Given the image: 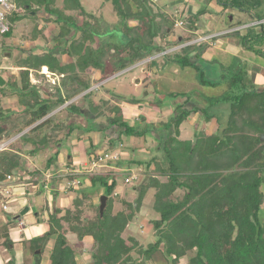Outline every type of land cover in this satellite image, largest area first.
<instances>
[{
  "label": "trees",
  "instance_id": "trees-1",
  "mask_svg": "<svg viewBox=\"0 0 264 264\" xmlns=\"http://www.w3.org/2000/svg\"><path fill=\"white\" fill-rule=\"evenodd\" d=\"M105 1L115 7L119 21L113 28L114 32L111 33L110 29L107 33L101 34L100 29L92 31L86 19H83L84 21L78 26L72 17H65L61 10L50 9L55 0H37L46 13L55 16V22L60 24L59 32L53 39L56 43L51 51L40 55L30 54L23 59L22 65L17 66L26 69L20 71V86L11 82V94L19 96L24 123L22 126H13L6 131V134L8 132L19 134L27 130L19 141L29 144L30 149L20 152L9 148L0 153V185L4 184L7 176L13 174L19 167L20 156L34 157L45 148L53 147L56 152L47 159L46 169L53 164L56 165V158L66 142V137L74 133L75 125L70 123L65 127L64 122L53 113L78 95L89 104L92 118L85 117L82 110L72 103L65 108L69 115H82L88 124L91 121L92 126L87 124L86 128L82 127L84 134L105 133L112 127L119 130L115 137L106 136L109 138V150L113 149L115 144L125 149L127 141L123 140V136L154 139L156 145L153 149L136 150L142 153L148 152L149 159L144 161L146 179L144 183H140L136 177L135 181L131 182V186L139 194L134 202L127 205L129 213L121 211L113 214L112 203L107 200L103 216L100 217L99 206H96L95 218L87 220L81 217L80 207L83 199L93 194L98 187L105 189L108 199L113 197L118 186L115 179L117 175L115 176L112 171L105 174L92 171H86L81 175L71 173L68 178L78 177L82 181L84 178L88 179L90 188L86 191L80 190L82 196L73 200L74 210L66 209L64 216H60V209L52 210L48 207L49 230L41 237L21 240L20 242L24 244L23 248L28 249L30 256H33L34 264H39L49 239L55 236L49 252V264H77V254L66 239L69 231L79 242L86 237L92 239L88 250L92 264H148L157 253H160L168 264H264L262 207L264 205V143L260 140V136L264 134V87L254 82L257 71L249 73L250 68L242 63L234 70L233 64L218 63L222 71L227 69L229 72L223 74L220 81H209L204 73L207 66L210 67L216 60L203 59V54L209 48L207 41L215 42L221 38L220 36L232 37L241 50L264 58V53L251 48V43L259 37L264 39V9H262L264 0H215L225 9L235 8L258 20L257 24L263 32L262 35L255 34V31L248 26L238 28L241 25L239 23L229 26L227 33L187 44L198 38L194 33L198 30V17L206 10L188 17L181 13L179 21L184 29L189 31V36L180 35L172 43L166 44L172 45L171 48L185 44L172 55L165 54L167 48L157 44L156 40L158 38L160 41L166 40L169 35L167 30L173 27L174 21L167 13L161 10L155 11L150 7L154 0ZM62 4L66 11L79 12L82 17L87 15L78 0H62ZM30 11L36 14L33 9ZM130 21H136V25L130 26ZM202 35L209 36L210 33L205 32ZM103 37L111 40H104ZM95 38H99L100 43L93 47ZM65 46H69L70 50L65 49ZM60 51H66L74 61L70 64L61 63L58 58ZM160 53H163L162 71L170 64L180 70L196 69L200 74V85L214 88L223 86L224 92L217 97L200 95L202 100H194L193 95L189 96L185 92L159 93L155 83L154 85L152 83L153 91L151 93L145 90L144 99L138 100L134 97L128 100L137 108L144 105L158 109L167 107L170 112L169 118L156 123L150 122L144 115H139L134 123H129L123 118L121 109L117 105L110 106L109 101L105 99L99 105L94 102L92 96L96 91L90 90L93 82L100 83L111 75L144 60L152 59L149 63L156 66L153 57ZM110 60L111 68L108 66ZM31 69L40 73L45 69L44 73L49 72V77H59V82H54L52 86L54 88L52 93H43L35 81H30ZM87 72L90 73L89 77L83 79L80 74ZM34 75L46 77L36 71ZM92 75L94 80L91 81ZM148 93L153 94L152 100L146 99ZM163 96L173 100L172 104L166 103L164 98L160 100ZM114 97H111V100ZM200 101H203L202 106L198 103ZM189 104L194 106L186 109ZM104 108L106 112H102ZM116 110L120 113H115ZM195 114L199 115L201 122L206 126L215 120L216 131L209 134L193 129L190 139H180V127ZM9 116L3 115L0 107V121L7 120ZM101 117H108L109 126L96 123L97 118ZM65 128V138L55 141V137H58ZM78 130L81 131V128L78 127ZM88 143L87 152L92 160L94 162H98L100 158L104 160L105 153L100 157L96 154V145L92 139H88ZM136 151L131 152L130 155H134ZM106 153L109 154L108 151ZM122 153L123 151L120 153V158L110 159L107 164L118 172L124 164L143 165L142 161L136 158L124 161ZM135 156L137 157L136 153ZM66 165L72 169L71 162L67 161ZM27 171V174L32 175L26 179V183L32 188L37 187L38 192L41 189L46 190L45 180L40 171L37 169ZM34 176L38 178L35 179ZM53 178L54 180L49 182L50 186L60 177ZM162 178L165 179L161 180ZM126 179L129 178L124 176V180ZM148 191L152 192L154 198L152 204L154 215H151L148 221L154 240L144 246L136 239L141 235H130L124 239L122 234L135 213L140 210ZM25 194H29L28 190ZM1 198L5 199L0 194ZM3 204H6V201L1 204L0 216H5L7 221L0 224V231L2 230L0 238L3 240L1 245L12 256L13 247L19 240L10 239L11 232L8 226L12 222V216L3 211ZM26 207L29 209L28 205ZM18 218L19 216L16 217ZM63 224H67L68 231L63 228ZM37 250H40V256L35 254ZM132 253L137 255L136 259L131 257ZM183 258H186V263H181Z\"/></svg>",
  "mask_w": 264,
  "mask_h": 264
},
{
  "label": "rangeland",
  "instance_id": "rangeland-1",
  "mask_svg": "<svg viewBox=\"0 0 264 264\" xmlns=\"http://www.w3.org/2000/svg\"><path fill=\"white\" fill-rule=\"evenodd\" d=\"M78 1L81 4V7L85 10V12L87 14L86 17H82L79 12H70V11L64 10L62 0H55V3L50 7V9L61 10L62 13L65 15V17H67V16L72 17L75 20L76 25H78V26L81 25L82 21H84L83 19H86L89 22L92 31H94V29H96V30L100 29L101 34L102 33L105 34L111 29V33L114 32L113 28L118 23L119 17L117 15V11H116L115 7L110 2H106L105 0H78ZM10 2L13 3L16 7H19L20 10L22 11V14L21 13L14 14L16 16L13 15L10 17V21L13 25V29L8 36L6 35V36L0 37V76L5 80V85L0 87V107L2 109L3 115H7V116L10 115L7 120L0 121V128L3 129V132L0 134V140L1 139L6 140L9 137L15 136L16 132H8V134H6V131H9L15 125L22 126L24 123V121L22 119L23 118V116H22L23 107L19 105V99H18L19 96L17 94H11V92H12L11 91L12 90L11 89V82H15L19 86L21 85V80H20L21 79V77H20L21 76L20 75L21 70H17V67H15V66L23 64V62H24L23 59L25 58L23 54L30 51V49L34 45L33 44V45L29 46L26 43H30L31 40H34L36 37L37 40L34 42H36L35 45H37V46L35 47V49L32 48L34 50V51H32L33 52L32 54L38 55L39 54L38 52L40 50V48H39L40 45L43 48V47L47 46V42L51 43L52 46L56 43V42L54 43L51 40L53 39V37H55L53 35L58 34L59 26H60L59 23H57V25L54 23V28H55L54 30H46V28H45V30L39 31L40 29L43 28V21L45 23L48 22V21L46 22V20L39 18V15H44L43 18L44 19L46 18V14L44 12L45 10H44L43 6H40L38 4L37 0H10ZM211 2H213V3H211ZM202 3L203 2L198 1L197 6L203 5L206 8L207 12L210 13V14L207 13L208 16L204 17L206 20L205 22L209 21L211 26H212L208 31L209 33H213L215 30H218V31H223V32H221V34H224L226 32L225 30H227V28L231 25H236L239 23L245 24V23L250 22V21L252 22V20H253L252 18L249 17L248 14H246L242 11H239L238 9H235V8L227 7L226 11L223 12V9H225V8L218 5L215 0H205L204 4H202ZM168 4H169V1H167V0H154V2H152V6H150V7H152V9L155 11L161 10L164 13H167V15L170 18L172 17V19L174 21L173 27L171 29L169 28L167 30L169 35L166 37V40L160 41L159 38L156 40L157 44H159L162 47L167 48L165 54L172 55L173 53L178 52L179 48L185 46V44L175 46L173 48H171L172 45L167 46L166 44L172 43V41L178 39L180 35L183 37L189 36V33L186 32V30L184 29V26L179 21V15L181 13H183L184 16H186L189 13L187 10V6H185L184 8L182 7L181 9L178 7H174L171 10L170 9L171 4H170V6ZM29 7H30V9H33L34 11L37 12L36 16L32 14L33 12L30 11ZM179 7H181V5ZM214 7H220V8H219V10L216 11L215 10L216 8H214ZM175 8L177 10H175ZM262 9H264V6ZM192 14L193 13H191L190 16H193ZM49 19L54 22L55 16H53V18H49ZM231 19H233L232 22L230 21ZM251 22L248 24L249 25L248 27H251V29L255 31L254 32L255 34L262 35L263 32L261 31V28L257 27L254 29L251 25ZM129 25L130 26L136 25V21L135 22L130 21ZM47 26H48V24L45 25V27H47ZM170 26H171V24L168 25V27H170ZM214 26L215 27L217 26V28H214ZM164 27H166V26H164ZM65 28H67V27L65 26ZM198 35H200V33H198ZM208 37H210V35L204 36L201 34V36L198 37L196 40L191 41L187 44L197 43V42L203 41L204 39H207ZM220 37L221 38L219 40H222L224 42V44H222V43L221 44L220 43L213 44V42L211 41L212 46L210 47V45H211L210 44L209 48H207L205 53L203 54V56L207 59H211L213 57V59L216 60V62L212 63L210 65V67L207 66V69L204 73V76L207 80L212 81V82L220 81L219 79L221 78V76L223 74H225L226 72H229V70H227V69H224L222 71V69L218 65V63H221V62L224 64H233L234 65V67L232 68L233 70L235 68L238 69L239 68L238 65L241 63L246 64L248 66V68H250V72L251 71H257V72H261L264 74V58L263 57H261V56L257 57V56H255L256 54L254 55L251 52H247V51L242 50V54L239 55V58H238V57H236L235 54L232 53L233 51L231 50V47L235 48V46L238 45V43H235L236 40H234L232 37H222V36H220ZM103 39L108 40L109 38L103 37ZM109 40H111V38ZM207 42L209 43V41H207ZM99 43H100V39L95 38V42L92 44V46L96 47L99 45ZM226 43H228V45L230 47H227L225 45ZM25 44H26V46H25ZM220 45H221V48L219 50ZM28 47H30V48H28ZM66 48L68 51L70 50L69 46L68 47L65 46V49ZM169 48H171V49H169ZM251 48H254L255 51L258 50V51H261V53H264V39L262 37L261 38L259 37L258 40L251 43ZM162 56H163V53H160V54H157L156 56L153 57L154 59L157 60V65L153 66V68H152V70L155 72H152V70L146 71L149 68L147 66L148 64H146L150 60L149 59V60H144L142 62H139L133 66H130L127 69L123 70L122 72L111 75L110 78H107V79L101 81L100 83L93 82L90 90H95L96 94L92 97V99L98 105L104 99L109 101L110 106L117 105L119 107V109H121L120 112H121L123 118H125V120L129 121V123H134L136 120V116L138 117L139 115H141L139 113V111L144 110V106L141 108H137L136 106L131 104L128 99H131L134 97L137 98L138 100L144 99L146 97L145 90H147L148 92L150 91L152 93L153 88H154L153 87L154 83L158 84L157 87H158L159 93H163V91L166 92L167 89L169 88L171 90L173 89V91H175L177 94L178 93L181 94V93L185 92L189 96L193 95L194 100L195 99L196 100H202L200 95L217 97V96H220L224 92L223 90L225 88L223 86H219V87L214 88V87H210L208 85L207 86L200 85V83H199L200 74L198 73V70H196V69L186 68V69L180 70L177 66L170 64L169 67H167L166 69L161 71V68L164 64ZM235 57L238 59H236ZM68 59L70 62L74 61V59L71 57ZM242 59H244L246 62ZM108 66H109V68L112 67L111 60L109 61ZM142 66H144V67H142ZM12 67H15V69L12 70L11 69ZM174 69H176L175 73L173 72ZM147 72L148 73L150 72V73L148 74ZM41 74H44V70H42ZM86 74L87 73L80 74V75L82 76L83 79H87L89 76H88V74L87 75ZM256 75H254L255 78H256ZM157 78H158V81L156 80ZM52 80L53 79L46 78L45 76H35L34 73L30 77V81L31 82L35 81L39 85V87L43 93H52L54 91V88L52 87L53 86ZM90 80L91 81L94 80V79H92V76H91ZM254 82H255V80H254ZM152 83H153V85H152ZM141 84H144V85L141 86ZM143 86L145 88H143ZM107 92L110 93V95L107 94ZM111 93H113L115 95V97L112 100H111ZM2 94H11V95L1 96ZM163 98L165 99L166 103L172 104L173 100L165 98V96L160 97V100L161 99L163 100ZM146 99L148 101L152 100L153 94L148 93V97ZM177 100H179V99H177ZM71 103L74 105H77V107H79L80 109H83V113L85 114V117L92 118V116L89 113V104H87L85 100L81 99V95H78L76 98L69 101L67 103V105H69ZM122 103H124L123 108H121ZM198 103L202 106L203 101H200ZM192 106H194V104H189L186 106V109H191ZM163 109L165 111H166V109L168 110L167 107H164ZM56 111H59V109ZM103 111L106 112V108H104V110H102V112ZM146 111H147V114L149 116L155 117L154 116L155 111H153L152 115L150 114V113H152L151 110L146 109ZM117 112H119V110L115 111V113H117ZM132 112L135 115L129 114ZM168 112H169V110H168ZM110 114H111V112H110ZM167 114L170 115V112ZM167 119L168 118H165L164 120L166 121ZM199 120H200V117L197 114L189 117L186 124L182 125L180 127V139H183V140L190 139L192 137V132H193V129L190 128V126L198 123ZM61 121L64 122L65 127H67V125L70 123L75 125L74 133L71 136H69L68 138L66 137V143L68 144V146H70L69 149H66L65 147H63L61 149L59 155H58V156H60V157H58V161H59L58 166L61 167L62 165H64V168L62 170H64L63 175H66V179L63 176H60V177L63 179V181H67L70 174L73 173L71 171L69 172V169L66 165L67 161L72 162V159H73V158L71 159L69 157L68 158L69 160H67L68 153H70L69 155H71V153H72L73 156H76V154L73 153L74 149L71 146L78 144L77 142H79L81 140L92 139V141L95 143L96 148L98 150L96 154L103 156V154L105 152H107L106 150L110 149V147L108 145L109 144V138H107L106 136L115 137L119 130L117 128L114 129V131H117V133H115V134L111 133V128L108 131H106L105 133L91 132V133L84 134L83 128H86V127H83L85 125V121H86L85 118L82 117V115H76V114L69 115L68 112L63 113ZM96 121L99 123H102L103 125L109 126L108 117L97 118ZM201 121L202 120H200V123L196 125L197 131L201 130V131H204V133H209V134L214 133L216 131L217 123L215 120H213L212 123H210L208 126H206V128H201V126L203 124V122H201ZM81 125H83V126H81ZM77 126L81 128V131L78 130ZM88 126H92L91 121H89ZM65 135H66V128H65V130L60 132L58 134V137L56 136L55 137L56 139H54V140L58 142L60 139L65 138ZM123 140H126L128 142L126 144V146L128 148L126 147L124 149L123 147H120L118 144H115L114 148L111 149V151H108V153L111 156L112 155L119 156V158H120V156H121L120 151L126 150V151H128V154H132L131 152L136 151L139 148H146V150H148V149L151 150L156 145L154 139L151 137H148L147 139H143V138H134L133 139V138H127L126 136H123ZM85 145H87V144H85ZM11 149L22 152V151L28 150L30 148L28 146H24L23 142L18 140L15 144H13L11 146ZM67 151H69V152L67 153ZM52 152H55V149H52ZM42 153L46 154L45 156L43 154V158L41 159V165H40V168L44 169L45 162L47 161L46 156L47 155L49 156L50 152H48V151H46V149H44V151H42ZM135 153H134V155H132V157H135ZM146 153L148 154L147 151H146ZM105 154H107V153H105ZM142 156H144V155H142ZM107 157H109V156H107ZM128 157H131V155ZM135 158H132V159H135ZM147 158H149V156H146V158L142 157V159H144V160L145 159L147 160ZM107 159L108 158L104 157V161H107ZM109 159H108V161H109ZM137 159H140V158H137ZM25 160H26L25 157L20 156V165L18 168L15 169V172H16L15 174L19 177L22 176L26 172V170H28L29 168L32 167V165L28 164V162H26ZM30 160H32V163H34L33 159L30 158ZM113 160H115V159H113ZM105 164L106 163L102 162V160L101 161L99 160L98 164H95V165H91L88 163L87 169H88V171L90 170L92 172H96L99 174H105L107 172L112 171V173H114L115 176L117 175V177L115 179L118 183V186L115 188V191L113 193V197L111 196L108 199L109 203H112V208H111L112 211L111 212L113 214L117 213V212H121V211H125V212L129 213V209H128L127 205L134 202L136 200V198L138 197V194H139L138 191L135 190L134 187L131 186V182H134L135 181L134 179H136V177H137L138 180H140V183H142V182L144 183V181L146 179V177L144 176L145 175L144 174L145 166H144V164L132 166L131 172L128 173L126 171V168H124V167L129 166V168H130L131 167L130 165L123 166V168H121L118 172L117 169L113 168V166L106 167ZM87 169L83 168L82 171L85 173L87 171ZM50 173H51V170H50V172L47 171V172H44L43 174L41 173L42 178L44 177L43 180H45V177L49 178L48 179L49 181L47 183L50 182L51 177H52V176L50 177ZM31 175H32L31 173L27 174V172H26L23 176L24 178L22 177L23 181L21 183H18L15 185V187L17 188L16 189L17 193H15V194H19V193L21 194V195L19 194L20 196H18L19 201L17 203L16 202H13V203L9 202L8 203V206L10 208L8 213L10 214L9 216H12V222L8 226V228L11 232L10 233V236H11L10 239L12 241H18L19 240L16 243L17 245H14L13 251L15 248H16L15 250H17V251L20 249H24V252L22 255L23 264H31L33 261V256H30L28 249L23 248L24 244H22V242H20V241L25 240V239L30 240V239L35 238V237L36 238L41 237L46 232L44 227L46 225L49 227V223L42 222V218L40 217V215H37V213H39V211L42 210V208H43L42 206L45 205L44 204L45 201L43 200V197H38L35 200L36 203H34L35 202L34 198L30 197L31 194L37 195V189H38L37 187L33 189L31 185L26 183V179L30 178ZM124 176L127 178H130V181L125 182ZM34 178L37 179L38 177L34 176ZM52 179L54 180V178H52ZM164 179L162 178L161 180H164ZM59 187L62 190L63 189L67 190V184L63 185L61 183L59 185ZM81 187L82 188H80V190L83 189L82 191H86V188L83 187V185ZM0 188H1V185H0ZM27 190L29 193L28 195H26L24 193ZM80 190H78V191H76V190H73V191L70 190L69 191L68 190L65 193L66 197H71V199H69V201L66 203H67V205L69 204V207L72 210H74V204H73L74 198L82 196V194L79 193ZM23 193H24V195H23ZM151 193H152L151 191L147 192V194L144 198V201L141 204L140 210L137 213H135L134 218L131 220L129 226H127L126 230L122 234V237L124 239H127V237L130 235L131 236L132 235L133 236L141 235L140 237L138 236V238H136V239H138L139 243L144 244V246L146 245V243H151L154 240L153 236H152L153 234L151 233V230H152L151 225L148 222L150 220V216L154 215L153 209H152V204L154 202V198H153V195ZM101 195H105V189L103 187H98L96 189V191H94L93 194H91V195L87 196V198L83 199V204L80 207L82 209V216H81L82 219L91 220V219L95 218V215L97 212L96 206H99V199H100ZM50 196H51V193H50ZM6 200L7 199H4V200H2V198L0 199V210H1V204L3 203V201H6ZM48 200H49V198H48ZM22 201L24 203H26L24 205V208L27 205L29 207L28 212L24 215H20L24 208H22L21 210H20V208H18L19 204H21ZM40 203H41V206L39 205ZM90 206H92V207H90ZM262 207L264 209V205ZM45 210L47 211V209H45ZM65 211H66V209H65ZM98 212H99V210H98ZM64 214L65 213H63L62 216H64ZM18 216L20 217V220H22L25 223L26 228L24 230H20L18 228V219H16V217H18ZM1 217L2 216H0V218ZM63 228L66 231H68L67 224H65V225L63 224ZM42 230H45V232H43ZM137 232H140V233H137ZM1 234H2V230L0 231V235ZM54 239H55V237H52V240H54ZM66 239H67L68 244L72 247V249L77 254L76 258L78 259V262H79L78 264H82V262H85L83 264H92L90 259H89V256H88L89 255L88 250H90L89 246L87 245L88 241H90L89 237H86V238H84L85 240L83 239L84 241L79 242L77 240L76 236L68 231L66 234ZM2 242H3V240L0 238V247H1L0 252H2V251L5 252V249H3L2 245H1ZM37 251H40V250H37ZM37 251H35V254L38 253ZM39 254L40 253H38L37 256H40ZM84 255H86L85 256L86 259L83 258ZM131 257L133 259H136L137 255L135 253H132ZM9 258H10V253L8 254V256L6 255L5 259H9ZM83 259H85V260L83 261ZM13 261L15 262V260H13ZM40 261H41V264H49L48 263L49 262V248H47V245L45 247L44 252L41 255ZM186 261H187L186 258H183L181 260V263H184V262L186 263ZM155 263L156 264H168L166 259H164V257L160 253H157L153 257V260L148 262V264H155ZM1 264H6V263H4L2 261Z\"/></svg>",
  "mask_w": 264,
  "mask_h": 264
},
{
  "label": "crops",
  "instance_id": "crops-1",
  "mask_svg": "<svg viewBox=\"0 0 264 264\" xmlns=\"http://www.w3.org/2000/svg\"><path fill=\"white\" fill-rule=\"evenodd\" d=\"M167 1H169V6H170V4H171V10L174 8V7H178V8H184L185 6H187V10H188V13L189 14H187L186 16L188 17V16H190L191 15V13H193L192 15L193 16H195L196 14H199L200 12H202L203 10H206V8L203 6V5H201V6H197V3H198V1L199 2H203L202 4H204V2H205V0H167ZM211 3H213V2H211ZM181 5V7H179ZM215 6V5H214ZM18 9H20L19 7H17ZM214 8H216L215 10L217 11V10H219V8L220 7H214ZM175 10H177L176 8H175ZM222 10V9H221ZM182 11V10H181ZM226 11V9H223V12H225ZM45 12V11H44ZM171 12V11H170ZM21 14H22V11L20 12ZM207 13H209V12H207V10H206V12L204 13V14H202V15H200L199 17H198V30L197 31H195L194 33L197 35V37H200L201 36V34L204 32H208L209 31V29L212 27L211 26V24H210V22L209 21H207V22H205L206 20H205V16H208V14ZM245 13V12H244ZM14 14H16V13H14ZM33 15H34V13H32ZM45 14H46V18L44 19L43 18V16L44 15H39V18H41V19H43V20H46V22L47 23H45L44 21H43V28L42 29H40L39 31H42V30H45V28H46V30H54L55 28H54V23L57 25V23L54 21H52V20H50L49 18H53V15H51V14H48V13H46L45 12ZM210 14V13H209ZM37 15V12H36V14H35V16ZM185 16V17H186ZM250 17V16H249ZM251 18V17H250ZM231 22L233 21V19H231L230 20ZM251 22V21H250ZM250 22H247V23H245V24H241L240 26H238V28H245L246 26H249L248 24L250 23ZM257 23H259L258 22V20H256V19H253L252 20V22H251V25L253 26V28L255 29V28H257V27H259L258 26V24ZM46 24H48V26L47 27H45V25ZM40 28V27H39ZM214 28H217V26L215 27L214 26ZM226 32L225 33H227L228 31H229V27L227 28V30H225ZM243 32H244V30H242ZM254 31V30H253ZM54 32V31H53ZM186 32L187 33H189V31H187L186 30ZM221 32H223V31H218V30H215L213 33H210V37H214V36H218V35H221ZM198 33H200V35H198ZM209 33V32H208ZM58 35V34H57ZM57 35H53V36H57ZM52 37V36H51ZM55 37H53V39H54ZM51 40V41H53L54 43H55V41L54 40ZM37 40V38L35 37V39L34 40H31V42L30 43H26L27 45H33L32 46V48L33 49H35V47L37 46V45H35L36 44V42H34V41H36ZM212 40H209V45H210V47L212 46V42H211ZM217 43H222V44H224V42L222 41V40H217V41H215V42H213V44H217ZM26 44H25V46H26ZM227 47H230L229 45H228V43H226L225 44ZM224 45V46H225ZM54 46H55V44L52 46L51 45V43H49V42H47V46L46 47H41V45H40V50H39V54L38 55H40L41 53H45V52H49V51H51L53 48H54ZM238 45H236L235 46V48H233V47H231V50L233 51L232 53L233 54H235L236 55V57H238L239 58V55H241L242 54V50H241V47H237ZM25 48V47H24ZM28 48H30V47H28ZM31 48V49H32ZM220 48H221V45H220V47H219V50H220ZM30 49V51H28L27 53H25V54H23L24 55V57H27L28 55H30V54H32L33 52L32 51H34L33 49L31 50ZM227 49V48H226ZM229 49V48H228ZM32 55H34V54H32ZM68 54H67V52L66 51H60L59 52V54H58V58L60 59V61H61V63H63V64H70V63H72L73 61H69V59L68 58H70L69 57V55L67 56ZM234 56V55H233ZM255 56H257V57H259L258 55H255ZM235 57V58H236ZM72 58V57H71ZM213 58V57H212ZM211 58V59H212ZM234 58V57H233ZM241 58V57H240ZM154 59V58H153ZM163 59V58H162ZM203 59H205V60H210V59H207V58H205L204 56H203ZM152 59H150V61H151ZM155 60V62L157 63V60L156 59H154ZM242 60H244V59H242ZM245 61V60H244ZM222 63V62H221ZM146 64H148L147 66L149 67L148 68V70H146V71H151L152 70V68H153V66L151 65L152 63H149V61H148V63H146ZM15 67H17V66H15ZM15 67H12L11 69L13 70V69H15ZM142 67H144V66H142ZM23 69H26V68H20V67H17V70H23ZM175 70L176 69H174V73H175ZM30 71V76H31V73L33 74L35 71L38 73V74H40V75H45V73L44 74H41L39 71H37V70H33V69H31V70H29ZM132 71V70H131ZM162 71V70H161ZM152 72H155V71H153L152 70ZM146 73V72H145ZM148 73V72H147ZM150 73V72H149ZM148 73V74H149ZM249 73H250V71H249ZM87 74L88 75H90V73L89 72H87ZM173 74V73H172ZM94 75V74H93ZM93 75H92V77H93ZM161 75V74H160ZM161 77V76H160ZM46 78H49V79H53L52 80V82H53V84H54V82L56 83H58L59 82V78L56 76V77H54V78H51V77H49V75H46ZM157 81H158V78L156 79ZM255 82L257 83V85L258 86H260V87H264V74L263 73H261V72H257V75H256V78H255ZM142 85H144V84H141V86ZM157 83H155V86H156V89H157V91H158V87H157ZM169 86V85H168ZM159 92V91H158ZM171 92H173V89L171 90V89H167V91L166 92H164L163 91V94H169V93H171ZM107 94H109L110 95V93H108L107 92ZM115 95L113 94V93H111V97H114ZM47 98V96H43V98ZM93 97V96H92ZM79 101V100H78ZM67 105V104H66ZM65 105V106H66ZM123 105H124V103H122V105H121V108H123ZM65 106H63V107H61V108H59V111H56L55 113H53V115L54 114H56V116L58 117V118H60L61 120H62V116H63V113L65 112V113H67V110H66V108H65ZM77 106V105H76ZM65 108V109H64ZM146 109L147 110H151V112L152 113H150L151 115L153 114V111H155L154 113H155V117H152V116H149L148 114H147V111H146ZM82 110V113H83V109H81ZM165 112V113H164ZM139 113L143 116H145L150 122H159L160 120H164L165 118H169V114H167V113H169L168 112V110L166 109V111L163 109V108H161V109H158V108H156V107H152V106H148V105H144V110H142V111H139ZM130 115H135L133 112L132 113H129ZM136 119H137V116H136ZM189 119V118H188ZM187 119V120H188ZM199 122V121H198ZM96 123H98L97 121H96ZM200 123V122H199ZM199 123H196V124H194V125H192V126H190V128H192V129H196V125L197 124H199ZM212 123V122H211ZM87 121H85V125L83 126V125H81V126H83V127H86L87 126ZM188 124V123H187ZM79 126V125H78ZM77 126V127H78ZM106 126V125H105ZM201 128H206V125H204V124H202V126H201ZM114 129H116V127H112L111 128V133L112 134H115V133H117V131H114ZM134 139V138H133ZM78 144H76V145H74V146H71L74 150H73V153L74 154H76V156H73L72 155V153H71V155H69L70 153H68L69 151H67V153H68V156L67 157H69L70 156V158L72 159V162H71V167H72V169L71 168H68L69 169V172L71 171V172H73V174H79V175H81V174H83L84 172L82 171V169L83 168H86L87 169V167H88V163L89 164H91V165H95V164H98V162H94L92 159V157L91 156H89L88 155V152H87V148L89 147V143H88V139H86V140H81V141H79V142H77ZM128 143V142H127ZM85 144H87V145H85ZM133 144V143H132ZM94 145H95V143H94ZM24 146H28L29 148H30V145L29 144H24ZM63 147H65L66 149H69V147L70 146H68V144L66 143V142H64V144H63ZM116 148V147H115ZM46 149V151H48V152H50V154H49V156L47 155L46 156V160L48 159V158H50V157H52V155L56 152V149L55 148H45ZM52 149H55V152H52ZM61 151V150H60ZM97 148H96V153H97ZM106 151H111V150H106ZM120 152H122V151H120ZM106 153V152H105ZM43 154L44 153H42V152H40V154H38V155H36V156H34V157H25V156H23V157H25V161L26 162H28V164H31L32 165V167L31 168H29V170H32V169H37V170H39L40 171V173H44V172H50V170H51V173H50V175L52 176L51 177V180L50 181H52L53 179V177L54 176H57V177H60V176H63L65 179H66V175H63V171L64 170H62L63 168H64V165H62L61 167H59L58 166V157H60V156H57V158H56V165H51L48 169H46V162H45V167H44V169H41L40 168V165H41V159L43 158ZM46 154H44V156H45ZM59 155V154H58ZM78 155V156H77ZM122 158H123V160L125 161V160H127V161H129L130 159H132L133 157H132V155H131V157H128V156H130V154H128V151H126V150H123V153H122ZM136 155H137V157H136V160H138V161H142V164H144L143 162L144 161H146V159L144 160V159H142V157H145L146 158V156H148V154L147 153H142V152H136ZM142 155H144V156H142ZM72 156V157H71ZM99 157L100 156H102V155H98ZM113 156V155H112ZM112 156H110V157H108V159L110 158H112ZM134 157V158H135ZM30 158L31 159H33V161H34V163H32V160H30ZM137 158H140V159H137ZM108 159H107V161H108ZM109 159V160H110ZM147 159H149V158H147ZM107 161H102V162H105L106 164V167H111V165H108L107 164ZM104 164V163H103ZM131 167L129 168V166L128 167H124V168H126V171L129 173V172H131V170H132V166H135V165H137V164H129ZM123 166H127V164H124ZM123 166L122 167H120V169L121 168H123ZM34 167V168H33ZM82 167V168H81ZM111 169V168H110ZM109 169V170H110ZM115 169V168H114ZM113 169V170H114ZM88 171V170H87ZM90 171V170H89ZM26 172H28L27 170H26ZM25 172V173H26ZM80 172V173H79ZM16 173V172H15ZM24 173V174H25ZM128 175V174H127ZM75 180V181H77L78 183H79V185L78 184H76V186L75 187H73L72 185L67 189V190H62V189H60V187H59V185L62 183L63 185H66V184H69V183H71V181L72 180ZM73 179H71V178H68L67 179V181H63V179L60 177L59 179H58V181L57 180H55L54 181V184H51V186H50V184L48 183V188L46 189V190H39V192L37 191V195H32L31 194V196L30 197H32V198H34V201L38 198V197H43V200L45 201V205L44 206H42L43 208H42V210L41 211H39V213H37V215H40V217L42 218V222H45V223H48V218H49V214L48 213H50L49 212V208L51 207L52 208V210L53 209H60L61 210V214H60V216H62V214L64 213V211H65V209H68V208H70L69 207V204L67 205V203L66 202H68L69 201V199H71V197H66V191H70V190H76V191H78V190H80V188H82L81 186L83 185V187H85L86 189H88V188H90V186H91V184H90V182H89V180L88 179H83V181L80 179V178H78V177H75V178H73ZM59 184V185H58ZM53 185V186H52ZM33 189H34V187H33ZM83 190V189H82ZM65 191V192H64ZM54 192H56V194L54 193ZM64 192V193H63ZM50 193H51V196H50ZM48 198H49V200H48ZM98 200V199H97ZM34 203H36V201L34 202ZM26 203H24L23 201H22V203L21 204H19V207L18 208H20V210L22 209V208H24V205H25ZM40 206H41V203L39 204ZM46 207V208H45ZM49 207V208H48ZM45 209H47V211L45 210ZM10 210V209H9ZM19 210V211H20ZM7 220V218L6 217H4V216H2L1 218H0V224L2 225V224H4L5 223V221ZM18 220L19 221H22V220H20V217L18 218ZM18 221V222H19ZM23 222V221H22ZM24 223V222H23ZM18 228L20 229V230H24L25 228H26V226H25V223H24V226H22V227H20L19 225H18ZM44 229L46 230V231H48L49 230V227L46 225L45 227H44ZM45 230H42L43 232H45ZM52 237H55V236H52ZM52 237L49 239V241H48V243H47V248H49V252H50V250H51V248H52V245H53V241L54 240H52ZM90 238V237H89ZM85 240V239H84ZM83 240V241H84ZM90 241H88V243H87V245L89 246V248L91 247V238L89 239ZM15 245H17V244H15ZM87 246V247H88ZM1 248V247H0ZM2 248L3 249H5V252H0V264L2 263V261L4 262V263H6V264H23V261H22V255H23V250L22 249H20V250H15L14 249V251H13V255L11 256L10 255V258L9 259H5L6 258V255L8 256V251H7V249L6 248H4V246H2ZM88 248V249H89ZM87 249V250H88ZM84 253V252H83ZM86 254V253H85ZM85 256L86 255H84L83 256V258H85ZM5 259V260H4ZM86 259V258H85ZM85 259H83V261L85 260ZM13 260H15V262L13 261ZM76 261H77V264L79 263L78 262V259L76 258ZM82 261V260H81ZM34 260L32 261V263L31 264H34ZM49 263V262H48ZM83 263H85V262H82V264ZM39 264H41V261L39 262Z\"/></svg>",
  "mask_w": 264,
  "mask_h": 264
},
{
  "label": "built area",
  "instance_id": "built-area-1",
  "mask_svg": "<svg viewBox=\"0 0 264 264\" xmlns=\"http://www.w3.org/2000/svg\"><path fill=\"white\" fill-rule=\"evenodd\" d=\"M21 12L20 9H18L13 3L10 2V0H0V37L1 36H6L8 33H10L13 29V25L9 19V17H11L14 13L16 14H19ZM210 37H208L207 39H204L203 41L205 40H208ZM29 130V129H28ZM27 130H25L24 132L22 133H19V134H16L15 136L13 137H9L8 139H1L0 140V153L6 151V150H9V148H11V146L13 144H15L19 139L20 137L26 132ZM107 156H111L110 154H105L104 157L108 158ZM119 156H112V159H118ZM103 161V159L100 158V161ZM24 174L22 176H17L15 174V172H13V174L7 176L6 178V181L4 184L1 185V188H0V194L5 197L6 200V204H3L2 205V209L4 212H9V206H8V203L9 202H18L19 201V198L18 196H20L19 194H15L17 193L16 192V187L15 185L18 184L19 182H22L23 180V177ZM23 177V178H22ZM51 177V175H50ZM133 178V177H132ZM49 178H46L45 177V187L44 189H47L48 188V180ZM130 181V178L129 179H126L125 182H129ZM76 184L79 185V183L75 180H72L71 183L67 184V189L72 185L73 187L76 186ZM25 193V192H24ZM23 193V195H24ZM19 221V220H18ZM18 225L20 227L24 226V223L22 221H19L18 222Z\"/></svg>",
  "mask_w": 264,
  "mask_h": 264
},
{
  "label": "water",
  "instance_id": "water-1",
  "mask_svg": "<svg viewBox=\"0 0 264 264\" xmlns=\"http://www.w3.org/2000/svg\"><path fill=\"white\" fill-rule=\"evenodd\" d=\"M5 85V80L0 76V87ZM3 132V129L0 128V134ZM260 140L264 143V134L260 136ZM107 200L108 197L106 195H101L100 199H99V215L100 217L103 216L104 210L106 208V204H107ZM28 208L25 207L20 215H24L28 212ZM38 253H40V251H37ZM36 253V254H38Z\"/></svg>",
  "mask_w": 264,
  "mask_h": 264
},
{
  "label": "bare ground",
  "instance_id": "bare-ground-1",
  "mask_svg": "<svg viewBox=\"0 0 264 264\" xmlns=\"http://www.w3.org/2000/svg\"><path fill=\"white\" fill-rule=\"evenodd\" d=\"M45 70V69H44ZM46 75H49V72H45Z\"/></svg>",
  "mask_w": 264,
  "mask_h": 264
}]
</instances>
